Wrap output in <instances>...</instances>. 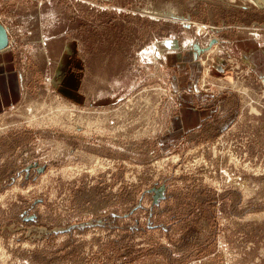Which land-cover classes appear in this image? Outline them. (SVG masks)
Returning a JSON list of instances; mask_svg holds the SVG:
<instances>
[{
  "label": "rangeland",
  "instance_id": "374dc122",
  "mask_svg": "<svg viewBox=\"0 0 264 264\" xmlns=\"http://www.w3.org/2000/svg\"><path fill=\"white\" fill-rule=\"evenodd\" d=\"M0 23V264H264L263 9L0 0Z\"/></svg>",
  "mask_w": 264,
  "mask_h": 264
},
{
  "label": "crops",
  "instance_id": "0c3cea01",
  "mask_svg": "<svg viewBox=\"0 0 264 264\" xmlns=\"http://www.w3.org/2000/svg\"><path fill=\"white\" fill-rule=\"evenodd\" d=\"M165 44V42H161ZM177 46V42L174 43ZM191 54V51H186ZM173 58L180 60L182 55L172 54ZM22 83L15 69L14 59L9 52V48L0 51V114L15 106L21 99ZM202 113L195 108L186 106L183 115L177 117L176 130L182 132L187 127L194 126L200 122Z\"/></svg>",
  "mask_w": 264,
  "mask_h": 264
},
{
  "label": "water",
  "instance_id": "95a60500",
  "mask_svg": "<svg viewBox=\"0 0 264 264\" xmlns=\"http://www.w3.org/2000/svg\"><path fill=\"white\" fill-rule=\"evenodd\" d=\"M102 1H112V0H102ZM264 1V0H263ZM258 8L264 10V5H259ZM8 33L6 28L0 23V51L8 46ZM160 193H157V195Z\"/></svg>",
  "mask_w": 264,
  "mask_h": 264
},
{
  "label": "bare ground",
  "instance_id": "6f19581e",
  "mask_svg": "<svg viewBox=\"0 0 264 264\" xmlns=\"http://www.w3.org/2000/svg\"><path fill=\"white\" fill-rule=\"evenodd\" d=\"M248 1H250V3H252L256 7H258L259 5H264L263 0H248ZM152 15H154V17L155 16H174V17H176V15L173 13L160 12V11H156V10Z\"/></svg>",
  "mask_w": 264,
  "mask_h": 264
}]
</instances>
